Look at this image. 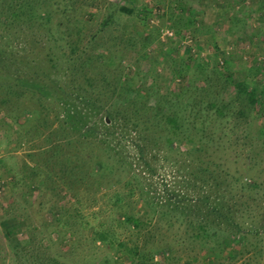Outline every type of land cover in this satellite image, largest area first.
<instances>
[{"label": "rangeland", "instance_id": "374dc122", "mask_svg": "<svg viewBox=\"0 0 264 264\" xmlns=\"http://www.w3.org/2000/svg\"><path fill=\"white\" fill-rule=\"evenodd\" d=\"M242 79L264 84V0H0V264H264V234L233 258L193 236L237 198L262 224Z\"/></svg>", "mask_w": 264, "mask_h": 264}, {"label": "trees", "instance_id": "16d2710c", "mask_svg": "<svg viewBox=\"0 0 264 264\" xmlns=\"http://www.w3.org/2000/svg\"><path fill=\"white\" fill-rule=\"evenodd\" d=\"M181 7V4H179ZM182 8V7H181ZM122 10L124 12L130 13L131 10L125 6H122ZM17 12H13L10 19L7 15L4 16L5 22L7 24L14 25L16 18L19 16ZM40 16V15H39ZM20 17V16H19ZM189 50V49H188ZM190 52V51H189ZM190 55V53H188ZM186 60H189V62L193 61V65L196 66L197 71H201L200 69L205 66L206 68V62L203 58L199 56H195L192 60L186 58ZM189 63L187 64V68L185 69H180L182 73L186 70L189 69ZM180 73V76H183V74ZM234 86L237 89V93H247L249 96L250 100L252 102H257L260 104V108L264 107V84L261 87L256 86H244V79L239 80L235 82ZM8 91L12 92L13 86L11 84L7 85ZM15 92V90L13 91ZM145 97H138L136 99L137 103L143 102ZM230 99V96L227 100ZM217 110L220 111V107L217 105V101L212 100L210 107H216ZM222 113L224 111L221 110ZM176 118V117H173ZM262 134L264 131L261 132ZM192 137V136H191ZM194 139V138H190ZM202 148V147H201ZM102 165V163H99ZM81 168V167H78ZM208 170V168H205ZM215 178V177H214ZM215 183H218V185H222L224 183L213 179ZM235 182L240 185L241 188H244V185L240 182V179L236 176ZM259 186L258 183L255 185L253 184L251 186V189H254L255 187L257 188ZM253 196V200H254ZM200 201L203 202L204 200L207 201L206 203H213L208 199V196L205 198H202L201 196L198 198ZM238 200V201H237ZM243 201L239 198L237 199H232L231 202L228 204L227 207L223 205H218L214 204L211 207H206V210L203 208H198L197 209V216L195 221H193V224L195 228L198 230L193 232V236L197 238H204L205 236H214L216 237V243L218 245L213 246V257L223 255L225 252H227V256L233 258L236 253H239L235 249V244H240L243 249H247V251H250L246 247L247 244L252 243L250 240L253 237H257L260 235L264 234V211L261 213V220L262 224H255V225H250L249 227H244L243 224L239 221L236 220L237 214L241 213L243 206L240 205ZM158 204V202H157ZM201 207V205L199 206ZM130 218V217H129ZM139 218V217H138ZM134 218L130 219L131 222L133 223L134 227L138 228L141 230V218ZM195 222V223H194ZM242 249V250H243ZM142 257V256H141ZM140 262H143V258L140 260Z\"/></svg>", "mask_w": 264, "mask_h": 264}, {"label": "built area", "instance_id": "2783aa9c", "mask_svg": "<svg viewBox=\"0 0 264 264\" xmlns=\"http://www.w3.org/2000/svg\"><path fill=\"white\" fill-rule=\"evenodd\" d=\"M167 32L169 33V29L167 30Z\"/></svg>", "mask_w": 264, "mask_h": 264}]
</instances>
